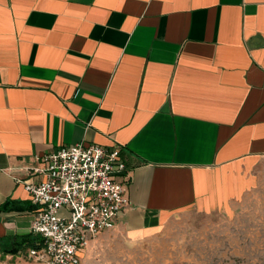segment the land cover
Masks as SVG:
<instances>
[{"label":"crops","instance_id":"crops-1","mask_svg":"<svg viewBox=\"0 0 264 264\" xmlns=\"http://www.w3.org/2000/svg\"><path fill=\"white\" fill-rule=\"evenodd\" d=\"M79 142L122 148L129 199L81 263L258 187L264 0H0V264H44L25 183Z\"/></svg>","mask_w":264,"mask_h":264},{"label":"built area","instance_id":"built-area-1","mask_svg":"<svg viewBox=\"0 0 264 264\" xmlns=\"http://www.w3.org/2000/svg\"><path fill=\"white\" fill-rule=\"evenodd\" d=\"M118 145L79 142L41 157L33 168L38 177L25 183L38 212L32 232L42 243L30 256L44 264H80L90 239L115 227L129 205L127 169Z\"/></svg>","mask_w":264,"mask_h":264},{"label":"rangeland","instance_id":"rangeland-1","mask_svg":"<svg viewBox=\"0 0 264 264\" xmlns=\"http://www.w3.org/2000/svg\"><path fill=\"white\" fill-rule=\"evenodd\" d=\"M81 264H264V180L225 212L187 214L151 238L99 235Z\"/></svg>","mask_w":264,"mask_h":264},{"label":"trees","instance_id":"trees-1","mask_svg":"<svg viewBox=\"0 0 264 264\" xmlns=\"http://www.w3.org/2000/svg\"><path fill=\"white\" fill-rule=\"evenodd\" d=\"M8 206V202L4 203V205H2V208H5ZM29 240H31L30 242L32 244H35L37 242V240L34 238V233L32 232V236L30 238H28Z\"/></svg>","mask_w":264,"mask_h":264}]
</instances>
